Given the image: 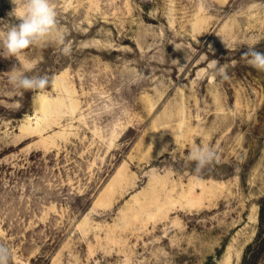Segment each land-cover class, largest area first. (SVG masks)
Here are the masks:
<instances>
[{
	"label": "rangeland",
	"instance_id": "374dc122",
	"mask_svg": "<svg viewBox=\"0 0 264 264\" xmlns=\"http://www.w3.org/2000/svg\"><path fill=\"white\" fill-rule=\"evenodd\" d=\"M52 3L70 56L0 44L11 264H264V71L242 56L264 52V0ZM14 65L49 86L14 88ZM193 143L219 157L198 174Z\"/></svg>",
	"mask_w": 264,
	"mask_h": 264
},
{
	"label": "clouds",
	"instance_id": "9594fccd",
	"mask_svg": "<svg viewBox=\"0 0 264 264\" xmlns=\"http://www.w3.org/2000/svg\"><path fill=\"white\" fill-rule=\"evenodd\" d=\"M17 4V0H12ZM23 10L18 11L14 7L10 15H15L19 23L11 24L4 33H0V44L8 56H18L31 46L39 45L55 39L60 45V52L64 56H70L72 48L66 43V37L58 26L57 12L52 0H22ZM3 21H0L2 23ZM248 65L258 71H264V52L257 51L254 45L242 54ZM218 62L213 61L209 67L216 75L224 80L229 77L223 67H218ZM9 82L14 88L26 91L42 92L49 86V78L44 76H28L23 70L14 65L9 74ZM217 153L208 146L193 143L188 153V160L195 163L194 171L198 174L209 165L217 162ZM11 250L4 244H0V264H11Z\"/></svg>",
	"mask_w": 264,
	"mask_h": 264
}]
</instances>
